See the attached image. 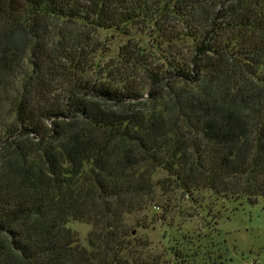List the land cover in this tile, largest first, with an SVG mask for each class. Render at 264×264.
I'll list each match as a JSON object with an SVG mask.
<instances>
[{
  "label": "trees",
  "instance_id": "1",
  "mask_svg": "<svg viewBox=\"0 0 264 264\" xmlns=\"http://www.w3.org/2000/svg\"><path fill=\"white\" fill-rule=\"evenodd\" d=\"M174 190L264 200V0H0V264H169Z\"/></svg>",
  "mask_w": 264,
  "mask_h": 264
},
{
  "label": "rangeland",
  "instance_id": "2",
  "mask_svg": "<svg viewBox=\"0 0 264 264\" xmlns=\"http://www.w3.org/2000/svg\"><path fill=\"white\" fill-rule=\"evenodd\" d=\"M101 35L108 38L109 55L129 39L115 30ZM164 176V172L157 175ZM194 197L180 190L160 192L164 208L152 206L128 216L131 238L146 245L139 248L142 256H161L169 264H264L263 199L251 204L245 198L233 201L209 190ZM68 226L87 245L91 225L73 220Z\"/></svg>",
  "mask_w": 264,
  "mask_h": 264
},
{
  "label": "built area",
  "instance_id": "3",
  "mask_svg": "<svg viewBox=\"0 0 264 264\" xmlns=\"http://www.w3.org/2000/svg\"><path fill=\"white\" fill-rule=\"evenodd\" d=\"M252 264H259V263H252Z\"/></svg>",
  "mask_w": 264,
  "mask_h": 264
}]
</instances>
